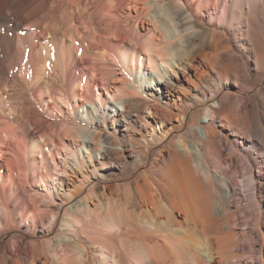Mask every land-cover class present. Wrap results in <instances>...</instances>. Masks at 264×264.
Masks as SVG:
<instances>
[{"label":"bare ground","instance_id":"bare-ground-1","mask_svg":"<svg viewBox=\"0 0 264 264\" xmlns=\"http://www.w3.org/2000/svg\"><path fill=\"white\" fill-rule=\"evenodd\" d=\"M218 1L222 3L221 7L209 15L211 18L218 17V20L209 18L207 25L203 19H198L199 13L191 12L177 0H0V75L9 73L11 79L21 86L25 82L24 87L14 82L11 83L12 87L9 86L13 90V101L8 94V86L5 83L0 86V149L4 146L9 150L14 146L10 150H15L13 152L17 157L20 154L23 157L32 156L44 149L52 157L57 146L54 135L46 131L37 135L31 133L29 143L22 145L26 138L23 139L18 133L17 123L20 124L22 116L26 114V91L37 90L48 96V102H52L53 97L60 98L61 94H65V88L70 83L69 91L76 110L74 117L90 125L89 129L75 125L65 128L74 150L67 152L68 160L65 162L66 158L63 159L64 167L58 171L61 179L53 195L59 201L55 203L54 199L53 217L57 216L64 204L75 200L84 184L92 181L91 177H118L124 175L128 168L141 166L147 153L164 140L177 124L187 119L185 114L188 107L200 106L206 111L201 119L192 114L189 118L187 131L195 129L198 135L196 140L184 142L183 137L179 138L174 150L169 151L170 164L162 168L154 158L144 172L131 182L137 190L136 196L125 192L124 201L113 196L108 201L100 197L92 199L90 195L93 189L89 188L84 197L72 202L70 207L74 210H87L89 221L95 215L108 226L103 229L101 241L92 246L100 254L99 264H225L238 256L231 251L232 246L236 245L232 234L227 240L224 236H218L217 231L215 252L209 248L207 240H182L181 237L175 239L168 236L169 233H176V229L180 230L184 224L188 226L197 220L203 224L207 219L206 211L204 213L202 210L204 208L198 210L196 204L200 202L193 200L194 194H190L191 197L183 190L185 182L202 184L200 174L205 178L213 176L220 182L224 200L231 196L232 190L224 175V168L217 167L212 172L204 160L207 152L216 151L217 130L213 123L226 106L225 100L216 99V95L221 84L240 83L237 66L244 65L243 55L253 60L256 71L264 73L260 67L264 60L261 52L254 50L257 34L264 31V0ZM203 5V10L209 12L210 1L205 0ZM122 9L130 10L129 13L135 11V15L124 13L125 25L118 20L123 16ZM40 13L43 16L41 19L38 17ZM140 26L146 29L145 33L141 32ZM22 29L28 30L22 32ZM233 45L239 49L240 55L236 54ZM110 48L117 53L112 54ZM111 57L114 62L118 59L124 69H128L132 79L123 81L120 89H116L117 96H110L109 105L101 100L99 105L89 99L85 91L88 92L98 72L105 69V63ZM99 60L102 61L100 64L97 62ZM88 61L86 75L79 78L75 70ZM11 66L16 69L10 70ZM105 71H102L101 79L108 83V77H104ZM53 82L60 83L61 87L54 88ZM79 100L83 103L79 104ZM45 102H42L43 106ZM27 112H30L29 109ZM105 122L109 125L103 131ZM255 122L260 136L256 147L260 158L258 163L264 166V100L258 103ZM219 125L232 134L240 130L227 118L220 119ZM9 140L14 144H8ZM10 158L0 155L6 167V174H0L3 193L0 195L1 207L9 201L4 196L6 190L11 189L19 178L18 170L14 169L19 162L16 166L15 162L9 161ZM39 161L43 163V160ZM260 174L264 179V170ZM262 183H258L259 190L264 186ZM40 184L44 189L47 186L42 177ZM102 187L106 188L105 185ZM128 188L126 184L125 190ZM200 188L199 193L203 197ZM201 203L208 206L204 200ZM95 205L104 212L99 214L100 210L96 211ZM133 207L144 213L146 218L133 219ZM198 207L200 209V205ZM215 207L220 210L226 206L224 202H218ZM118 209L123 210V221ZM36 213L32 203L23 215L33 218ZM175 213L183 216L185 221H177ZM162 215L163 218L158 220V216ZM54 222V218H50V226ZM63 222L74 225L70 220L64 219ZM258 227L260 231V225ZM124 232L129 238L127 242L122 239ZM261 236L263 239L264 234L261 233ZM62 238L63 241L68 239L65 236ZM78 251V264L95 261L91 258V252L83 246ZM247 257L245 264H254L250 254ZM260 260L263 261L262 255Z\"/></svg>","mask_w":264,"mask_h":264},{"label":"rangeland","instance_id":"rangeland-1","mask_svg":"<svg viewBox=\"0 0 264 264\" xmlns=\"http://www.w3.org/2000/svg\"><path fill=\"white\" fill-rule=\"evenodd\" d=\"M177 1L186 5L191 12L196 13L197 15L199 13L198 19H203L207 25L209 18L213 20L216 18L218 20V17L211 18V16H209L213 11H215V9L221 7L222 3L218 0H207L210 1L209 12H205V10H203L205 0ZM121 11L123 16L119 15L120 17L118 16L119 18H117L118 20L120 19L119 21L122 25H125L126 21L124 20V15L129 13L130 10L122 9ZM131 12L132 13H129L131 15L135 13L134 10H131ZM38 17L41 19L43 17L42 13H40ZM144 27L146 28L147 24H145ZM144 27L140 26L142 33H145L146 31V29L144 30ZM27 30L28 29H22V32H26ZM257 35L258 37L254 50L258 53L261 52V57L264 59V31L262 30ZM110 50L112 54L117 53L114 49L110 48ZM234 51L237 55H240V51L236 45L234 46ZM117 60L115 62H117ZM89 61L92 62V59ZM89 61L86 65L83 64L75 70L76 76L84 78V75H86L84 73L88 71L87 67H89ZM243 61L244 65L239 64L237 66V70L240 75V83H228V85L223 83L221 84L222 87H220V91L216 95V99L222 98L225 100L226 106L225 109L220 112L219 116L215 117L213 123L214 128L217 130L216 151H209L206 155H204V160H206L205 162H207L208 167L212 170V172L217 167L224 168L223 170L227 172H225L224 175L227 179V183L231 187V196L227 199V201L224 200L220 182L213 176L212 178L210 176L209 179L205 178L203 175L201 176L200 174L201 182L203 183L201 184L198 182V184H196L194 181L196 186L199 185L197 187H194V182H185L184 187L182 186L183 190L186 191L188 195L194 194L193 200L198 203L200 202V204H196L198 210H201L203 207L204 209L202 210L204 213L206 211L205 218L207 219L204 220L203 224L198 223L201 220H197L195 223L191 222L188 226L184 224L185 226L183 225L180 230L178 228L179 232L176 229V233L178 232L177 234L169 233L168 236L175 239L181 237L180 239L182 240L193 238H198L202 241L207 240L209 241L207 242L209 248L215 252V236H217V231L218 236H224L227 240L230 239V234H232L236 245L235 247L232 246V248H230L231 251L237 253L238 256L233 258L234 260L230 259L231 261H226L225 264H245L249 254L253 258L254 264H264V238L262 239L261 236V233L264 234V186L263 188H260L261 190L257 187L259 182L261 184L264 182L263 175L260 174V172H263L264 166L258 163L260 158L256 147L260 140V136L257 131V123L255 122L258 115V103L260 100H264V73L261 74L259 71H256L253 60L245 55H243ZM97 62L100 64L102 61L99 60ZM115 62L112 58L105 63L106 65L104 68L109 71L101 69L102 71H105L104 77H108L109 84L103 82L104 80L101 79L102 71H99L100 73L98 72L97 75L98 79L95 78L88 92L85 91L87 94L83 92L89 99L94 100L97 104H99V101L101 100L104 104L109 105L110 100L112 99L110 96H117L116 89L121 87L123 81H131L129 79H132V74L127 71L128 69H124V66L119 60V63ZM260 65V67L264 69V60H262ZM11 69L15 70L16 67L11 66L10 70ZM125 70L127 74L124 72ZM111 74L115 75L112 76ZM10 76L11 75L9 73L0 75V86H2L3 83L8 86L7 89L12 95H10V92H8V94L12 97L11 100L13 101L14 94L13 90L11 91L12 88H10L13 84L11 83L14 82L19 85V82L13 81ZM69 81H71V79H69ZM68 85L69 86H66L65 88L67 93L65 92V94H61L60 98L53 97L52 102H48V96L43 95L37 90H34L33 92L26 91L24 94V105H27L28 107H25L27 110L26 114L22 116L23 122L21 121L20 124L17 123V129L19 130L18 133L23 137V139H27L23 140L22 145L29 143L28 141L30 140L31 133H35V135H37L41 131H46L47 133L54 135L53 137L57 146L54 148L52 157L47 153V150L43 149V152L32 156L23 157L24 155L21 156L20 154L19 156L22 158L20 159L19 156L17 157V154L14 153L15 150H10L11 148H15L14 146H11L9 150H6L2 145L3 147L0 149V155L8 156L9 158L11 157L13 160L10 158L9 161L15 162L16 166L18 162L20 163H18L17 167H15V163H13L15 171H19V173L17 171L19 180L16 179L13 187L11 189H7L4 194L5 198H7V200L9 199L8 204L5 202L6 204H4L6 206L2 205L1 207L0 205V218L2 219V224L0 225V264H78L76 256L79 253L78 248L80 246H83L91 252L90 255L92 257H90L95 261H93L94 263L90 261V264H99L98 258L100 257V254L99 252H96L92 246L101 241L100 239L102 238L103 229L106 227V222H101V219L94 217L95 215L90 217L92 218V221H89L87 210H74L70 207L72 202L84 197L90 190L89 188L93 189V194L90 195L92 199L100 197V199L108 201V199L113 196L115 199L124 201L125 192H129L130 195L136 196L137 190L134 183L131 182L139 174L144 172V169L152 163L154 158L158 162L157 165L162 168L165 167V164H170L172 159L170 156L171 152L169 153V151L174 150V144L179 138L183 137L184 142H189L192 139L196 140L198 137L195 129H192L190 132L187 131L189 118L192 115H196L199 119H201L206 114V111L200 106L188 107L185 114L187 119H185L183 123L177 124L164 140L158 142L155 148L151 149L150 152L147 153L146 159L143 161L141 166L128 168L124 175L118 177L109 175H105L103 178L97 179L91 177L90 180L92 181L88 184H84L75 200L64 204L57 213V216L53 217L52 208H54V204L59 201L53 195L55 194L54 189L59 187L58 181L61 179L58 171L64 167L62 163V161H64L63 159L66 158L65 162L68 160L67 152L71 150L70 152L72 153L74 150L70 134L65 130V128L67 129L70 125L86 129L90 128L88 123L80 120L78 117H74V113H76L75 104H73L72 93L69 91L70 83H68ZM19 86H21V84ZM52 86L54 88H57L56 86L61 87L58 82H53ZM39 97H41V99H39ZM44 100L46 101L45 106H43L42 103ZM81 103H83V101L79 100V104ZM28 109L30 112H27ZM27 113L30 115H27ZM222 118H227L231 124H234L235 127L237 126L236 129L239 128L240 130H236V132L232 134L230 130L219 125L220 119ZM14 120L12 119L11 121ZM170 121H174V119H171ZM175 123L177 122L175 121ZM108 125L109 124L105 122L103 131L107 130ZM54 131L58 134H55ZM10 140L14 141L12 138ZM10 140L7 141L8 144L11 143L10 145H13L14 142H11ZM117 142L120 143L119 141ZM2 149L4 150L3 153ZM159 150H161V152ZM55 151H58V153ZM39 160H43V163ZM5 168L3 160L0 159V174H6ZM41 177L47 182L45 189L40 184ZM206 179L211 182L209 183L204 181ZM126 184H128V190H125ZM200 184L202 188H200ZM103 185H105L106 188L103 189ZM198 187L202 190L203 197H201ZM0 193V195L3 194L1 189ZM102 193L104 194L102 195ZM48 194H51V196L49 197ZM192 195L190 196L192 197ZM50 199L53 202L50 201ZM54 199H56V202ZM203 200L208 202L207 207L211 210L201 203ZM218 202H224L226 206L224 208L226 210L224 208L217 210L215 203ZM32 203L35 205V210L37 211L36 215L33 214V218L31 215L24 216L23 212L26 210L27 206ZM198 205H200V209ZM96 209L98 210V206L95 205V210ZM99 210V214L104 212L100 208ZM117 211H119L120 217L122 216L121 219H124L123 210L118 209ZM38 213L41 215L37 216ZM131 216L133 219L138 217L141 219L146 218V215L136 207L132 208ZM163 216L164 215L161 217L158 216V220H161ZM50 218H54L55 221L52 226L49 224ZM64 219L73 221L74 225H66L63 222ZM123 219L121 221H123ZM176 219L177 221H185L183 216L179 214L176 215ZM257 224L258 226L260 225L261 232L259 231ZM122 226L123 230H125L123 223ZM195 227L197 229H195ZM106 228H108V226ZM63 236L68 239L63 241ZM122 239L126 242L129 240L125 232L122 235ZM260 255H262L263 261L260 260ZM96 261L98 262L95 263Z\"/></svg>","mask_w":264,"mask_h":264}]
</instances>
